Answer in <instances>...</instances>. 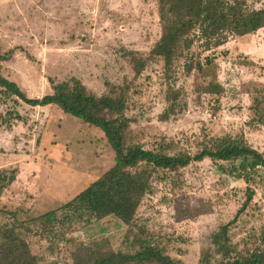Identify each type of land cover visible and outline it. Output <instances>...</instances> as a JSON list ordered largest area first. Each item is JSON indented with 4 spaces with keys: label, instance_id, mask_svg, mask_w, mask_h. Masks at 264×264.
Returning <instances> with one entry per match:
<instances>
[{
    "label": "rangeland",
    "instance_id": "1",
    "mask_svg": "<svg viewBox=\"0 0 264 264\" xmlns=\"http://www.w3.org/2000/svg\"><path fill=\"white\" fill-rule=\"evenodd\" d=\"M247 4L264 8V0ZM161 34L157 0H0V54L8 55L0 69L29 97L53 92L51 80L73 79L97 96L125 94L126 114L133 118L129 133L146 148L175 140L177 150L193 154L203 141L242 135L264 154V27L209 50L195 41L185 56L192 52L202 62L213 57L214 64L202 74L188 73L181 56L171 79L151 56ZM214 77L222 86L218 92L208 86ZM170 88L180 93L169 101ZM171 104L174 113L162 119ZM115 158L101 128L57 105L0 101V169L17 170L15 181L0 190V225L60 208ZM239 162L206 158L155 175L138 210L153 242L182 264H199L212 247V233L232 221V242L251 249L264 225V166L248 169L247 182L230 172ZM249 187L253 200L241 210ZM67 228L60 239L24 232L39 264H72L71 249L80 243L108 239L110 248L127 249L128 225L114 215L58 226Z\"/></svg>",
    "mask_w": 264,
    "mask_h": 264
},
{
    "label": "trees",
    "instance_id": "2",
    "mask_svg": "<svg viewBox=\"0 0 264 264\" xmlns=\"http://www.w3.org/2000/svg\"><path fill=\"white\" fill-rule=\"evenodd\" d=\"M157 2L162 34L154 44L151 56L163 63L167 79L175 74V62L181 56L185 57L184 67L188 73L196 70L202 74L205 66L214 64L213 57L208 56L202 62L197 61L192 52L185 56L184 51L190 50L195 41H200L204 50H209L224 44L230 36L256 33L264 27V8L249 7L247 0ZM7 56L0 54V59ZM51 82L53 92L42 97H29L15 80L0 69V101L19 104L21 100L31 106L57 105L65 113L101 128L115 152L116 161L101 177L60 208L25 222L16 221L13 226L0 225V264H39L25 233H41L52 239H60L66 236L68 228L58 230L59 225L66 228L84 221L87 216L103 218L109 215L116 216L128 225L122 242V246L125 245L127 249L110 248L108 239L94 245L80 243L71 249L72 264H182L155 244L147 228L140 223L138 210L145 195L152 190L154 176L162 170L175 171L191 162L210 158L215 163L239 160L238 168L230 172H237L248 182V169L264 166V154L242 135H222L203 141L199 143L200 150L193 154L177 150L175 140L160 142L156 148H146L129 133L133 118L126 114L128 101L125 94L97 96L77 79ZM208 86L215 88L212 92L222 89L217 77L210 79ZM169 93L167 98L170 101L178 98L180 92L170 88ZM172 113L174 109L171 104L161 114V118L167 120ZM7 114L19 117L17 111L9 110ZM16 176V169L10 172L0 169V190L12 184ZM253 196L254 191L249 187L247 200L241 210L248 206ZM237 217L238 214L235 219ZM231 222L221 225L212 233V247L204 251L199 264H264V225L254 246L244 252L230 239ZM33 224L35 227H32Z\"/></svg>",
    "mask_w": 264,
    "mask_h": 264
}]
</instances>
